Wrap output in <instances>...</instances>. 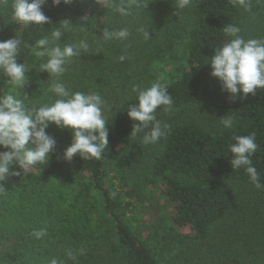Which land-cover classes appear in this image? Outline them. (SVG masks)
Wrapping results in <instances>:
<instances>
[{"label": "trees", "instance_id": "16d2710c", "mask_svg": "<svg viewBox=\"0 0 264 264\" xmlns=\"http://www.w3.org/2000/svg\"><path fill=\"white\" fill-rule=\"evenodd\" d=\"M91 2L95 0L53 6L48 0L42 11L51 22L24 25L11 19L13 0H0V40L16 36L20 39L17 61L28 69L27 80L38 85L24 89L29 96L38 92L39 97L32 101L49 105L58 99L51 85L59 79L71 92L99 94L108 108L104 116L108 147L100 159L84 160L77 154L71 161L64 160L63 152L71 144L72 132L50 124L47 133H52L56 146L49 160L24 174L14 167L21 175L9 179L16 183L19 200L26 205L31 206L29 201L36 192L57 183L70 185L74 208L93 213L96 235L91 240L84 236L85 229L76 228V221L71 219L65 218L66 224L56 231L49 226L50 221L46 223L52 238L47 239L51 250H44V255L61 257L59 264H101L100 257H108L109 263L116 264H161L162 260L174 263L179 257H187L193 247L216 244L225 235L223 229L234 227L229 221L233 220L236 203L225 191L228 182L244 183L264 195V187L257 188L244 167L232 168L231 153L225 156L228 145L235 143L234 136L255 133L259 147L251 160L264 185V90L233 100L222 91L218 78L211 75L210 66L214 49L231 39L222 31L226 24L239 27L246 40L264 39V0H246L249 10L234 6L232 0H190L183 24L177 19L178 0H111L95 8ZM120 5L128 8V15L116 10ZM106 27L127 28L129 36L124 40H104ZM57 29L63 34L57 42L62 47L81 40L88 43L80 56L70 58L59 78L41 71L40 65L47 57L34 54L36 41L51 39ZM145 32L150 33L148 39ZM179 46L181 58L176 53ZM120 56L125 59L121 61ZM156 63L177 65L168 79L159 80L172 96L173 104L169 111L164 106L156 110L157 120L168 127L143 164L144 180L149 186L143 192L129 183L124 169V159L139 137L131 135L133 124L138 122L131 120L127 111L138 103L133 86L146 89L158 81ZM15 89L0 71V95L13 94ZM219 100L220 118L230 116L232 128H224L219 120L215 128L209 129L184 115ZM111 173L118 186L107 183ZM135 203L141 205L142 221L133 227L129 213ZM253 216L242 221L264 220L259 211ZM6 230L0 223V264H21L16 257L25 256L15 255L19 243L9 244L6 249ZM252 231L248 226L247 233ZM233 242L224 238L221 246H210L207 257L203 251L202 261L191 264H264V240L253 241L246 236L237 245ZM69 250L74 258L67 255Z\"/></svg>", "mask_w": 264, "mask_h": 264}, {"label": "clouds", "instance_id": "9594fccd", "mask_svg": "<svg viewBox=\"0 0 264 264\" xmlns=\"http://www.w3.org/2000/svg\"><path fill=\"white\" fill-rule=\"evenodd\" d=\"M48 0H13L11 19L24 25H44L50 21L42 11ZM101 6L110 4L111 0H95ZM53 6L70 5L73 0H51ZM190 0H178L177 8L187 7ZM233 5H239L249 10L246 0H232ZM122 15H128V8L120 5L116 9ZM223 33L231 39L221 47L214 49L210 59L211 75L221 83L222 91L227 92L235 100L237 96L246 98L249 94L256 95L257 90H264V39H245L240 35V28L226 24ZM62 32L57 29L51 33V39L45 37L36 41L34 54L37 57H47V61L40 65L45 71L57 78L63 75L65 65L70 58L81 55L88 49L85 40L76 44H66L63 47L57 43L61 40ZM129 36L127 28L119 30L103 29V39L124 40ZM145 39L150 33H144ZM21 41L16 36L7 40H0V71L9 78L14 86H23L27 80L28 69L25 64L18 63L17 55ZM119 59L123 61L124 56ZM137 92V101L131 105L127 115L133 121L132 136H141L142 143H156L164 134L167 125L161 124L156 118V110L164 106L165 111L171 110L173 99L165 85L159 81L153 82L151 87L141 89L133 86ZM51 91L58 99L49 105L27 107L24 99L16 94L0 95V190L4 189L3 182L12 176H20L21 171L13 170L17 167L26 173L38 163L49 160L50 153L56 146V140L47 133L50 124L59 129H70L71 144L64 150L63 159L71 161L77 154L85 159H100L108 147V128L102 114L104 101L97 93L71 92L64 83L57 79L51 85ZM224 128H232L234 122L230 116L219 118ZM147 129V131H146ZM142 134V135H141ZM235 143L228 145L227 156L231 153L230 164L233 169L245 168L250 180L257 188H262L259 173L253 165L251 157L259 147L255 133L237 135L232 138ZM47 234L46 229L35 230L32 235L40 239ZM84 254V250H80ZM69 258H74L73 252H67ZM49 264H58L53 258Z\"/></svg>", "mask_w": 264, "mask_h": 264}, {"label": "rangeland", "instance_id": "374dc122", "mask_svg": "<svg viewBox=\"0 0 264 264\" xmlns=\"http://www.w3.org/2000/svg\"><path fill=\"white\" fill-rule=\"evenodd\" d=\"M98 4L91 2V7L95 8ZM187 7L179 9L177 11V19L180 24L185 23L187 17ZM178 47L176 53L180 58L182 57V49ZM178 63V62H177ZM173 63H156L154 68L158 74V81L165 80L170 77V74L173 73L175 66ZM27 82H29L27 84ZM218 82H220L218 80ZM32 86H38L36 83H31L26 80L25 85L16 86L14 94L18 98L24 99V102L27 107H39V105L32 101L33 97H39L38 92L36 94L31 93L29 96L24 92V89L27 87L29 90L32 89ZM220 100L208 105L206 108L193 109L184 115H188L191 119L204 123L209 129H213L218 125L221 106ZM107 107L102 106V114L105 116L107 114ZM48 128L46 129V131ZM49 132V130H48ZM52 135V133H50ZM157 147V142L153 144H144L142 143L141 136L136 138L133 142L131 150L127 153L124 159V169L126 171L129 183L133 184L140 191L146 192L149 188L147 182L144 180V162L145 159L151 155V152H154V149ZM112 173L107 177V183L110 186H118L116 179L112 178ZM4 189L0 190V223L7 229L6 230V241L4 242L9 248V244L14 246V243H19L18 253L15 255L21 254L25 257H16L21 264H49L51 259L55 258L60 263L61 257H46L44 255V250H51L49 247L48 238L51 239L52 235L50 230L47 229L46 223L50 221L53 228V231H56L58 227H62L66 224V219H71L75 222V227L78 229H85V237L88 240H91L96 235L95 228V217L93 213L88 210L82 211V209L74 208L70 203V198L72 196V191L70 185H60L54 184L47 188H43L40 191L36 192L29 204L22 203L19 200V193L17 191L16 183L13 180H6L3 182ZM225 191L228 197L236 203L234 206L235 213H232L233 220L229 221L234 227H228L227 230L223 229L225 234L221 239L216 240V244H209V246L203 245L202 247H193L187 257H179L174 263L160 262L161 264H191L202 261L201 257L203 256V251H205V256L209 255L208 249L210 246L216 248L221 246L224 238L227 240H234L233 243L236 245L250 236V239L255 241L264 240V220L262 222H257L256 220H247L242 221L244 217H254L253 214L260 212L261 215H264V195L252 190L248 185L239 182H228L225 185ZM244 209V210H243ZM141 205L135 203L133 210L129 213V219L132 226H139L142 221L141 215ZM264 219V218H263ZM73 222V223H74ZM248 226L253 228L252 233H247ZM46 229L47 234L37 239L32 233L35 230ZM258 231V232H256ZM53 234V233H52ZM255 238V239H254ZM218 243V244H217ZM253 243V242H252ZM255 246H259L254 244ZM246 253L247 248H242ZM176 251L175 248L173 252ZM222 254V250L220 251ZM248 252V251H247ZM42 253V254H41ZM44 255V257H42ZM101 264H116L113 262H108V257H100ZM62 259H66L63 258ZM98 263V262H97Z\"/></svg>", "mask_w": 264, "mask_h": 264}]
</instances>
